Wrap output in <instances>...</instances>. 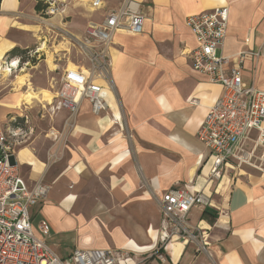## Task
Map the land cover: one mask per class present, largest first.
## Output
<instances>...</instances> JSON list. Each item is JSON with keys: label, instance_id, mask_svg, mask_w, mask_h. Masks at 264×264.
Wrapping results in <instances>:
<instances>
[{"label": "crops", "instance_id": "obj_1", "mask_svg": "<svg viewBox=\"0 0 264 264\" xmlns=\"http://www.w3.org/2000/svg\"><path fill=\"white\" fill-rule=\"evenodd\" d=\"M108 1L114 2L111 7H107ZM120 1L106 0L98 10L103 11L99 20L106 10L117 7ZM135 1L144 17L143 33L114 36L110 50L112 91H105L108 111L93 116L88 102L83 101L70 131L62 133L66 112L60 117L57 115L55 126L60 128L61 125L57 130L61 140L53 143L47 153L37 150V157L22 147L16 151V157L18 166L30 167V173L23 175L28 181L43 178L51 185L49 197L37 205L42 222L36 229L32 225L36 236L45 241L51 229L60 228L57 226L62 223L59 214L70 212L76 204L81 205V210L91 207L94 214L96 204L89 200L95 189L94 179H106L105 199L100 202L106 210L101 214L114 218L107 226L109 234L116 232V245L110 246L98 233L91 237L89 230L94 231L99 226L89 225V218L61 228L81 227L80 240L74 243L73 249H113L130 258L129 264H137V256L151 258L145 264H154L158 260L154 250L162 225L161 210L158 228L152 224L147 228L125 218L126 209L134 205L136 199L144 208L150 195L160 209L161 194L173 187H186L191 191L202 189L208 170L204 163L209 151L198 140L197 132L208 108L223 93L220 85L210 83L205 75L192 70L189 59L183 56L184 49L194 47V40L184 24L185 18L226 6L229 19L221 54L234 57L239 53L258 52V58L244 55L241 76L246 85L264 91V0ZM71 2L74 6L86 3L88 9L90 0ZM35 3L36 0H1L0 64L6 58L18 60L7 57L11 50L29 49L34 59L32 68H36L40 54L34 53L32 48L37 44L46 45L54 55L69 49L65 40L70 42V35L83 34L87 26L83 17H79L81 22L66 20L64 11L42 20L34 10ZM120 35L123 37H116ZM24 87H27L25 91L11 93L10 90L0 97V124L10 113L21 112L17 118L28 119L26 112L32 110L31 105L20 109L26 104L24 97L30 90L26 81L18 88ZM37 87L41 90L46 86ZM32 92L39 95V102H51L43 100L41 92ZM29 131L30 134L35 132L37 138L44 130L29 127ZM54 150L57 152L52 158ZM228 170L225 169L221 181L208 189L209 208L215 217L204 215L205 208H193L186 223L197 239L167 243L160 251L164 261H158L162 264H264V170L242 171L233 177L226 176ZM120 221H123L120 225L116 224ZM134 225L137 230L133 235L124 233H133ZM40 226L47 228V235L41 234ZM151 228L155 234L149 239L146 232ZM141 234L147 238V244H139ZM125 243H132V247L125 249ZM48 247L58 255L56 248Z\"/></svg>", "mask_w": 264, "mask_h": 264}, {"label": "built area", "instance_id": "obj_2", "mask_svg": "<svg viewBox=\"0 0 264 264\" xmlns=\"http://www.w3.org/2000/svg\"><path fill=\"white\" fill-rule=\"evenodd\" d=\"M45 5L43 15L52 17L63 13L66 0H40ZM106 0H90L91 12L103 8ZM229 11L216 7L185 18L194 47L184 49L191 68L205 75L210 83L223 88L222 96L208 108L200 123L197 138L208 149L205 185L191 191L186 187L170 188L161 194L159 205L162 225L154 253L164 261L160 252L171 240H195L186 221L195 207L210 206L209 188L221 181L224 169L252 165L258 150L264 152V91L246 85L241 76L245 54L258 58V52L239 53L234 57L221 54L227 34ZM144 17L135 0H121L117 7L106 10L101 21L89 22L80 36L70 35V46L78 49L88 60V66L68 67L62 74L60 88L55 94L52 111H66L62 133L74 127L83 101L88 102L93 116L109 109L105 91H112L110 50L117 33L137 36L143 33ZM37 51H34L36 53ZM30 52V57H31ZM14 60L0 64V75L21 71L28 61L14 66ZM50 133L55 143L61 139ZM25 132L19 127L0 124V264H129L130 258L113 249L75 248L68 260L61 259L45 241L34 234L30 209L43 202L51 185L39 178L30 182L19 171L16 147L23 144ZM60 139V140H59ZM54 143V142H53ZM57 150V149H55ZM51 157H55V151ZM13 160V163L11 162ZM42 235L47 228L40 226Z\"/></svg>", "mask_w": 264, "mask_h": 264}, {"label": "rangeland", "instance_id": "obj_3", "mask_svg": "<svg viewBox=\"0 0 264 264\" xmlns=\"http://www.w3.org/2000/svg\"><path fill=\"white\" fill-rule=\"evenodd\" d=\"M113 1H108L107 7H111L113 5ZM66 12L63 14L65 17L64 19L66 20H75L76 22H81L79 17H83L84 21L86 22V25L89 21H96L99 20L101 15L103 14V11H95L93 13H90L89 10L87 9V4L83 5H76L74 6V3L71 2V0H66L65 3V9ZM39 17L43 19H48L49 17L44 16V15H39ZM100 21V20H99ZM118 38H121L123 36H116ZM66 41V47L69 48L68 50H64L63 52H58L57 54H52L49 49H47L46 45H40L37 44L33 49V51H37L40 54V57L38 58V66L36 68H32V63L30 62L29 65H27L23 70L22 73H19V70H16L15 75H8L7 73L1 74L0 75V97L2 98L3 96L7 95L8 92H21L25 91L27 87H24L22 89L18 88V84L16 83L17 79L16 77L19 76H25L24 80L26 81L28 87L30 90H33L34 92H41L42 90L50 92V98L55 99V94L60 88L61 84V79H62V74L63 71L65 70L66 67L69 69H74L77 66H88V60L87 58L80 52L78 49L70 46V42L68 39ZM114 45V44H113ZM112 45V46H113ZM33 46H30V48ZM41 47V48H40ZM66 48V49H67ZM41 49V50H40ZM43 53V55H41ZM35 57L37 58V54H35ZM47 60L44 62V60ZM56 67H54V66ZM55 69V70H53ZM49 71V73H48ZM29 82V83H28ZM38 85H43L46 86L43 89H38ZM13 88V91H12ZM13 93V94H14ZM54 95V98H52ZM51 101V100H50ZM47 104L46 102H39L38 100H32L26 104H22L20 106V109H24V106L27 107V105H31L32 110L27 111L28 113L27 118H24L23 121L19 120L20 118L18 115L21 114V112L18 113H10L6 116V119L1 122L4 126L9 125L12 128H17L19 127L23 132H25L24 140L25 142L19 146L16 147V150L19 148H27L32 154L38 157L37 155V150L41 151V154L43 152H46L52 147L53 141L51 136H47L49 132L51 133H57L56 130L61 129L57 127L58 125L55 126V121L56 118H58L57 115L62 116L63 112H66L64 110L60 111H52L50 107L54 104ZM24 111V110H23ZM10 117H13L12 120H10ZM64 117V116H63ZM12 123H15L14 125H11ZM29 127H37L40 129H43V133L40 135V137H36L35 132L29 133ZM50 137L51 140L48 138ZM45 153V155H46ZM262 150H258L256 155L258 158H261L262 156ZM46 158V156H45ZM47 161V160H46ZM42 162H44L42 160ZM45 164V163H44ZM252 165H242L240 167H235V169L227 168L230 169L227 171L226 176H237L238 173H242V171L246 172H254L255 170L258 171L260 170L261 172L264 170V158L263 159H253L251 161ZM232 170V171H231ZM19 171L22 175L27 176L30 173V167L27 166H19ZM225 171V169H224ZM223 171V174L225 175ZM33 173V172H32ZM35 174V173H34ZM200 175V173L198 174ZM223 177V176H222ZM45 182H49L47 179H45ZM106 179H94V187L92 191V197L89 199L91 200V203L96 204V212L92 214V208H85L84 210L80 209V204H76L73 208L70 209V212L67 211L66 214L60 213L59 214V220L62 221V223L59 222L57 223V226L60 228L69 226L71 224L72 226L75 224H79L80 221L85 220L87 218L89 225H97L99 226L98 228L100 229H94L89 230V234L91 235H97L101 234V238L106 241L110 246H115V238L114 236L116 235L115 231H112V234L108 232L109 226H107L108 222H113L114 218L111 217L108 214L102 215L101 213L106 210V208L102 207L100 202L101 200H104V194L106 189L105 185ZM49 184V183H48ZM74 196V195H73ZM49 197V196H48ZM47 197V198H48ZM75 197V196H74ZM46 198V199H47ZM45 199V200H46ZM68 200V197L66 198ZM44 200V201H45ZM43 203V202H41ZM39 203V204H41ZM134 205L129 206L126 209L127 216H124L125 218L132 219L134 223H139L143 224L144 227L149 228V224H152L154 228H158V224L160 223V209L158 206H156V203L153 199V196H149L145 200V205L144 208L140 206L142 203L140 200L136 199L134 200ZM159 205V203H158ZM114 211V210H112ZM30 214H31V219H32V225L36 229L37 225L42 222V215L41 212H39L37 206L33 207L30 209ZM68 214V215H67ZM92 214V215H91ZM91 215V216H90ZM90 216V217H89ZM56 217V213H55ZM162 218V216H161ZM156 221V224L154 223ZM123 221L116 222V224H121ZM105 224V226L103 225ZM115 224V223H114ZM89 226V228L91 227ZM52 228V226H51ZM58 228V229H60ZM51 229L49 237L45 238V242L48 244V246L56 248V252L60 256L61 259L63 260H68L69 255L71 251L73 250L74 243L78 244V241L80 240V232L82 231L80 226H74L71 229ZM133 233L131 231L124 232L128 236L133 235L136 232V226H133ZM147 236L149 239H151L155 231L151 228L148 232H146ZM142 242L139 244H147V238L144 239L143 234H141ZM132 243L124 245L127 249V247H130ZM132 247V246H131ZM131 250V249H130ZM133 251V250H132ZM146 256H137L135 260L137 261V264H145L147 262L151 261V258H145ZM154 264H162L160 261L156 260L154 261Z\"/></svg>", "mask_w": 264, "mask_h": 264}, {"label": "trees", "instance_id": "obj_4", "mask_svg": "<svg viewBox=\"0 0 264 264\" xmlns=\"http://www.w3.org/2000/svg\"><path fill=\"white\" fill-rule=\"evenodd\" d=\"M1 2V0H0ZM45 5H43L41 3L40 0H36V3H35V7H34V10L37 14L39 15H43V11L45 10ZM30 50H24V49H19V48H15L13 50H11L9 53H8V56L7 57H17L18 60H19V64H22L24 62H34V59L32 57H30ZM5 60H11V58H6ZM21 121H23L22 119H19ZM15 123H12L11 125H14ZM204 215H209L210 217H215V213L213 210H211L209 207H206L205 208V211H204Z\"/></svg>", "mask_w": 264, "mask_h": 264}, {"label": "bare ground", "instance_id": "obj_5", "mask_svg": "<svg viewBox=\"0 0 264 264\" xmlns=\"http://www.w3.org/2000/svg\"><path fill=\"white\" fill-rule=\"evenodd\" d=\"M41 50V49H40ZM37 51H38V49H37ZM18 64H17V61H15V63H14V66L16 67ZM24 69H22L20 72H22ZM71 70H75V68L74 69H71ZM24 78H25V76H19V77H17V81H16V83L18 84V87L19 88H21V87H23L24 85H25V80H24ZM42 94H41V96H42V99L43 100H45V101H50L51 100V98H50V93L49 92H47V91H42L41 92ZM53 98H54V96H53ZM24 100H25V103H28V102H30V101H32V100H38L39 101V95L38 94H35V93H33L32 92V90H29V92H28V94H26V96L24 97ZM52 103V100H51V102L49 103V104H51ZM15 107V106H14ZM192 173V172H191ZM173 240H175V239H173ZM172 241V240H171ZM86 245V244H85Z\"/></svg>", "mask_w": 264, "mask_h": 264}, {"label": "water", "instance_id": "obj_6", "mask_svg": "<svg viewBox=\"0 0 264 264\" xmlns=\"http://www.w3.org/2000/svg\"><path fill=\"white\" fill-rule=\"evenodd\" d=\"M11 162L13 163V160H11Z\"/></svg>", "mask_w": 264, "mask_h": 264}]
</instances>
